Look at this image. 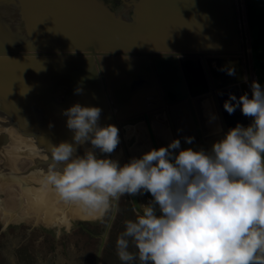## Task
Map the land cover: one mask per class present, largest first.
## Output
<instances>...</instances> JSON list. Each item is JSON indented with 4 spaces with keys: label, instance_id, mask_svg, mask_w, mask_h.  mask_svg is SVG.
Segmentation results:
<instances>
[{
    "label": "water",
    "instance_id": "obj_1",
    "mask_svg": "<svg viewBox=\"0 0 264 264\" xmlns=\"http://www.w3.org/2000/svg\"><path fill=\"white\" fill-rule=\"evenodd\" d=\"M110 1L0 0V59L18 61L20 58H26V61H31L37 58L43 63L48 61L51 65H65L68 60H74L79 64L87 63L92 66V71H96L99 85L103 89L100 99L105 100L107 108L109 106L110 112L106 113L105 119H110L112 125L119 129L123 149L121 165L131 159L130 150L134 142L130 141V145L125 142V130L122 128H126V124L122 123L121 126L118 119L139 115L140 119L144 120L130 119L132 124L144 123L148 130V141L151 142L150 149L160 148L152 117L146 110L142 115V110L147 107H144L142 94H133L135 102L130 104L137 108L133 112H116L115 97L123 89L127 94L133 93L134 82L131 74L139 64L148 68L151 74L150 82L159 85L158 92L154 94L160 105L164 106L160 113L165 114L170 132L175 139L180 140L181 149L211 151L212 145L223 138L224 131L236 127L237 124L247 127L251 123V119L242 115L239 108L229 115L223 105L230 94L239 99L247 93L251 98V85L254 81L264 88V0H244V5L242 0H238L240 9L238 13L235 11L232 18L228 8L223 7L226 0L225 3L224 0H130L127 8H121L118 12L112 8ZM128 7H133V10L126 13ZM231 19H234L232 24ZM188 28L194 31L188 34L191 31ZM181 45H184L183 50L179 48ZM170 63L171 69L159 72L164 65ZM22 67L26 69L25 66ZM73 68L75 67H68L64 72L69 73ZM230 72H234V75H229ZM14 73L18 77L22 75L19 72ZM70 74L75 78V74ZM72 79L66 86H61L59 82L55 86L46 77L35 82L24 81L18 85L29 83L23 86V96L29 94L31 99H34L28 103L30 110L33 105H42L45 101L53 100V96H47L48 89L52 90L57 101L62 99L61 108L64 109L70 97L77 93L71 91V87L76 84ZM160 81L166 82V85L168 82L173 85L174 82H181L184 92L175 93L176 96L173 91L165 94ZM152 84L147 85L151 88ZM209 91L214 92L211 94ZM85 92L82 89L79 91L80 95ZM26 98H22V102L26 101ZM206 98H213L212 108L220 116H215L219 129L212 133L204 131L207 128L204 113L197 111L201 106L199 103ZM57 114V117H50L47 122L59 118L61 114ZM7 116L12 115H1L3 122L0 123V138L4 137L5 140H0V146H7L9 152L0 160V182L9 184V189L0 190V193L6 195V198L0 201L6 203L10 198L8 195L13 192H16V195L23 193L25 185L21 186V180L27 178L28 181L32 177L28 176L29 172H35L34 169L26 173L34 164L33 154L21 152L34 150V145L40 148L42 140L49 137L51 139L63 135V140L60 137V140L49 143L58 145L61 142L71 143L72 138L68 136H73L68 135L65 126L62 131H55L60 127H51L47 123L42 126L23 125L19 132L2 131L1 127L6 125ZM105 119L103 116L100 118L101 121ZM31 127H39L41 131H31ZM18 134L26 139L22 142ZM12 135H15L14 139H11ZM185 138H193V142L185 143ZM18 141H21L20 146ZM88 146L89 144H86V148ZM42 149L43 147L40 148L41 151ZM34 153L39 156L38 162L43 161L37 149ZM2 154L0 151V157ZM12 154L16 155V161ZM103 155L98 157L102 158ZM22 166L26 168L23 169ZM19 187L21 188L18 189ZM16 195L14 193L12 198ZM131 200L135 210L136 204L149 201L141 202L140 196L131 197ZM85 213L88 212L82 210L78 217ZM100 215L94 213L93 217Z\"/></svg>",
    "mask_w": 264,
    "mask_h": 264
},
{
    "label": "clouds",
    "instance_id": "obj_2",
    "mask_svg": "<svg viewBox=\"0 0 264 264\" xmlns=\"http://www.w3.org/2000/svg\"><path fill=\"white\" fill-rule=\"evenodd\" d=\"M223 107L229 115L239 108L251 123L229 129L211 151L181 149L176 139L121 165L107 158L120 143L119 129L100 125L99 107L75 104L63 112L72 142L51 145L45 183L62 201L102 215L121 197L151 196L136 204V218L125 222L117 239L121 264H259L264 256V88L254 81L251 98L230 94ZM86 144L91 147L79 155Z\"/></svg>",
    "mask_w": 264,
    "mask_h": 264
},
{
    "label": "bare ground",
    "instance_id": "obj_3",
    "mask_svg": "<svg viewBox=\"0 0 264 264\" xmlns=\"http://www.w3.org/2000/svg\"><path fill=\"white\" fill-rule=\"evenodd\" d=\"M237 3H236V0H228V2L223 4V7L224 8L226 7L225 9L228 8L230 18H232L235 11H237L238 13L240 9ZM242 4L244 5V0H242ZM243 12L245 14V7L243 8ZM233 20L234 19H231V24L234 22ZM245 20L247 23V18H245ZM246 27H247V24H246ZM188 30H191L189 31L190 33L186 32L188 34H191L194 31L192 28L191 29L188 28ZM183 46L184 45H181L179 46V48L183 50L182 48ZM220 55H223V54H220ZM25 59L26 58H20L18 61L0 59V107H3V111L5 112L6 115H12L11 117L7 119L8 122L6 121L5 122L6 125L4 127L2 126L1 129L5 128L4 129L5 131H18L19 132V129H22L23 125L42 126V125H46L47 123L49 126L52 125L55 128L60 127L58 129L54 128L55 131L57 130L62 131V129H64V126H65L66 128L65 131H68V135H73V132L69 130L66 126L67 117L63 115V112H64V109L66 110L75 104H80L81 106H85V107H99L102 110L101 116H103V118L105 119L109 106L107 108V104L105 103V100L101 101L100 99V95H101L100 93L103 92V89L99 85L98 78L96 76V71H92V66H89V64L87 63L86 65L79 64V62L74 61V60H68L67 62H65V65H60L56 63L51 65V64H48L49 63L48 61L46 63L45 62L43 63L42 61H40V59H37V58L31 61H26L28 59L26 60ZM12 62H14V64ZM21 66H25L26 69L24 67L21 68ZM68 67H75V68H73V71L69 73L64 72ZM167 68L171 69L172 63L168 65H164V67L159 72L163 73L167 71ZM136 69H137V75L135 78L136 81L135 80L133 81L134 85L132 83V86L134 87V89L132 90L133 93L127 94L128 92H126V90L123 89L121 91V94H118L115 97L116 98L115 100L117 102L125 105V107H123L122 104H118V106L116 105V112L122 111V107L123 109H125L126 112H131L132 110L137 109V108H134V106L131 107V104H130V103L135 102L134 101L135 96L133 94L137 92L142 94V96L144 97L143 101L145 102L147 100L150 105L160 103L159 101L156 100V94H154L156 93V91L158 92L159 85L157 86L156 84H152V82H150L149 77L151 76V74L149 73V70L146 67V65L139 64L137 65ZM14 70H17V71H14ZM14 72H19V74H22L21 77H18V75ZM70 73L75 74V78ZM169 73H172V72H169ZM42 77L43 78L46 77L47 79H49L50 82L55 84V86L58 85L57 84L58 82L61 84V86L67 84V82L71 83L70 79L73 78L72 81H76V84L74 85V87H71V91L72 90L80 91L82 89L86 92L84 94L81 93V95L80 93L79 94L76 93L75 95H72L69 99L70 104L69 103L65 104L64 109H62L61 108L63 106L62 99L60 101H57L56 96L53 94L52 90L50 91L48 89V92H46L47 96L48 98L53 96L54 97L53 100L51 102L45 101V103L43 102L42 105L40 104L33 105V107H31V110H30V108L28 107L29 105L28 103L34 99H31L29 94L28 95L25 94L23 96V93H24L23 86L24 85L27 86L29 85V83H25L24 85H18V83L28 81V80H33V82H35V80H38ZM60 77H62V79H60ZM165 83L166 82L160 81V86L163 90V93L165 94L171 93L172 91L174 95L175 93H181L182 91L184 92V86L180 84L181 82L180 83L174 82V85L172 82L171 83L168 82L167 85ZM147 84H152V87L150 88ZM154 87L155 89H153ZM59 89H61V87H59ZM214 90L215 92L209 91V93L211 94H213V92L216 93L217 89L215 88ZM27 93H30V92H27ZM145 93L147 95V98H145ZM25 97H27L26 101L22 102V98H25ZM212 102H213V98H209V100L208 98L203 99V102L201 101L199 103L201 105V106L199 105L200 106L199 110H197L198 112L201 111V113H204L205 127H207L206 129H204V131L205 132L208 131L211 133L214 132L215 129L217 130L219 129L218 120H216V117L218 116V118H220L217 111L213 110ZM57 113L61 114L59 118L53 121H50L51 124L50 122H47L50 117L52 118L57 117L58 115ZM150 116L152 115L150 114ZM110 117L112 116H109V118ZM59 119L60 121H58ZM2 120L3 119H1V116H0V123L3 122ZM99 123L101 126L112 125V121H110V119L108 121L106 119L105 121L100 120ZM136 125L131 126L125 130L127 132L126 141L129 142V145H130V141L134 142L133 148L135 147V149L131 147V150H130L131 155H135V151L137 150H139L140 153H145V148L144 147L138 148L137 144L140 139L144 140V138H146V134L148 130L145 129V130H142L141 132L136 133L134 132V128L136 127ZM129 129H132L135 136L137 135L138 137H134L133 135H131V131H127ZM29 130L34 131V130H40V129L39 127L38 128L31 127ZM225 133H227V131H225ZM13 136L15 135L10 136L12 137L11 139H14ZM60 137L63 140V135H60ZM60 137L57 136V137H51V139L50 137L43 139L41 142V146H40V148L43 147L42 151L40 150L39 147L34 145L35 147L34 150L21 152L22 154H28V153L30 155L33 154L32 162H34V164H32V166H30L26 170V173L34 169H35V172L33 174L32 172H29L28 176L31 175L32 177H30L28 181H27V178L23 181L21 180V186L25 185V189L23 188L24 191L22 195L28 197V199L32 202L30 206L32 207V211H34V216L31 217L29 215L30 211L28 210L22 211V209H25L26 206H23V208H21L22 206H17L15 208L13 203L8 198L9 201H7V203L2 202L1 204L3 205L0 204L2 206V211H0V214L1 216H3V219L5 220V222L8 221L11 218V216H13L18 219L16 220L18 222H23V221L29 222L30 221L34 223L35 222L42 223V224L45 223L48 225L59 224V223L67 224L69 215L70 216L73 215L72 217L73 219L75 216L78 217L79 212L83 210L82 207L77 204L70 205L69 203L62 201L59 195L54 191L53 187L51 185L46 184L44 180V173L47 171V167L50 162L49 158H50V150H51L52 144H49V143L60 140ZM68 137L72 138L73 136H68ZM3 138L2 139L0 138V140L5 141ZM20 139L23 142L26 138L24 136H21ZM136 139H139V140L135 143ZM21 141H18L19 146L21 144ZM0 144L2 143L0 142ZM121 144L122 142H120L118 147L115 149V151L110 156L107 157L110 159L118 160L120 164H122V159H123V154H122L123 149H122ZM18 145L16 146V149L18 148ZM45 147L47 149H45ZM90 147L91 145L89 144L87 148H90ZM0 148L2 147L0 146ZM11 148L14 149V147H11ZM27 149H29V146ZM36 149L39 151L38 155H40L41 159L43 160L41 162H38L39 156H37L36 153H34ZM85 149H86V145L78 148V154L83 155ZM5 152L9 153L8 147L6 148ZM140 153H137V154H140ZM98 155H100V153L97 150V156ZM13 157L16 161L17 159L16 155H13ZM139 157L140 156L135 157V158H139ZM4 158H5V153L1 155L0 160ZM102 158H105V155H103ZM39 183L40 185L38 186ZM2 184L0 182V190L1 189L5 190L6 188L9 187V184L8 185L7 184L2 185ZM11 196L12 195H8V197H11ZM150 199H151V196L148 194L143 195V197L141 198L143 202H147ZM67 205H70L69 207H71L72 209V210H69V213H66L60 210ZM36 207H40L41 210L39 211L38 209H36ZM22 216H24L27 220L21 219ZM84 216L87 218H93V219L98 218V217H93L94 213L92 214L89 212L85 213V215L83 214V217ZM72 219L70 223H72Z\"/></svg>",
    "mask_w": 264,
    "mask_h": 264
},
{
    "label": "rangeland",
    "instance_id": "obj_4",
    "mask_svg": "<svg viewBox=\"0 0 264 264\" xmlns=\"http://www.w3.org/2000/svg\"><path fill=\"white\" fill-rule=\"evenodd\" d=\"M110 2L112 8L117 12L120 11L121 8H124L121 0H111ZM132 10L133 7H128L126 13ZM131 75L133 76V78L131 77L133 82L137 75L136 68ZM115 104L118 106V104L122 103L116 101ZM122 106L125 107L124 104H122ZM145 106L147 107L142 110V115L144 110H146L149 115H152V125L154 126V132L159 146L167 147L168 143L165 136H168L171 132L165 114L160 113V110H163L164 106L160 105V103L150 105L147 100L144 103V107ZM123 107L122 111H125ZM166 107L168 108V105H166ZM133 111L134 110L131 112ZM1 115H6L3 111V107H0V116ZM7 117L6 120L9 118ZM124 118L125 119H118L120 125L122 123L126 124V128H122L123 130L135 126L136 124L134 132L137 133L146 129L144 123V125L141 122H133L132 124V120L130 119L138 120L140 119L139 115H135L134 117L126 116ZM142 120L144 119L141 118L139 121ZM2 131L5 130L2 129ZM127 131H131V135L138 137L137 135L135 136L132 129ZM126 133L125 131V142L129 144V142L126 141ZM13 137L15 138V136ZM18 137L20 138L21 136L18 134ZM171 137L169 143L176 140L172 134ZM138 140L139 139H136L135 143ZM148 140L149 136L146 135V138H144V140L140 139L137 144L138 148H145V153L150 150V148H148L150 141ZM2 147L0 151H2L3 154L7 153L5 152V147L7 146L4 145ZM133 149H135V147ZM137 153H140L139 150L135 151V155H131L130 153V156L134 158L143 154ZM22 168L24 169L26 167L22 166ZM18 189H20V187ZM14 193L16 195V192ZM14 193L12 196H14ZM12 196L9 199L15 208L17 206H22L21 208L26 206L22 211L28 210L30 211L29 215L31 217L34 216V211H32V207L30 206L32 202L28 197L23 196L21 192H19V195L17 193L15 198H12ZM4 198H6L5 193H0V199L2 200ZM141 202L143 201L141 200ZM1 203L2 201L0 204ZM70 205L60 210L69 213V210H72L71 207H69ZM36 209L39 211L41 210L40 207H36ZM0 211H2L1 205ZM136 215L137 211L134 209L130 196L121 197L119 201L113 203L112 207H110L106 213L103 215L101 214L96 219L83 216H75L72 219L73 215H69L67 224L63 223V221V224L59 223L53 225L30 221L18 222L16 221L18 219L13 216L5 222L3 216L0 214V264H121L117 256L116 242L124 231L125 222L134 220ZM21 219L27 220L24 216H22ZM71 219L72 223H70ZM57 233L60 235L57 236ZM130 250L135 251L134 247H130ZM259 264H264V256H259Z\"/></svg>",
    "mask_w": 264,
    "mask_h": 264
},
{
    "label": "flooded vegetation",
    "instance_id": "obj_5",
    "mask_svg": "<svg viewBox=\"0 0 264 264\" xmlns=\"http://www.w3.org/2000/svg\"><path fill=\"white\" fill-rule=\"evenodd\" d=\"M113 1H116V0H113ZM130 0H121V2L123 3L122 5L124 6V8L127 6V3L129 2ZM225 1V0H224ZM226 2H228V0H226ZM238 2V0H236V3ZM238 4V3H237ZM125 10V9H124ZM145 103V102H144ZM225 133V131H224ZM167 138V143L170 144L169 142L171 141V134H168V136H165ZM150 145V143L148 144ZM148 148H150V146H148ZM151 150V149H150ZM175 151V150H174ZM140 198H142L140 196Z\"/></svg>",
    "mask_w": 264,
    "mask_h": 264
}]
</instances>
